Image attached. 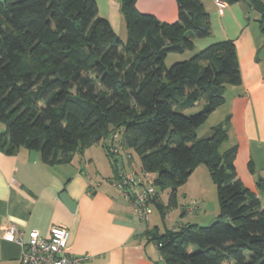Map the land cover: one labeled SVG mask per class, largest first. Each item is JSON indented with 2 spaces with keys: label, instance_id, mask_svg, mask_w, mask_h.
I'll list each match as a JSON object with an SVG mask.
<instances>
[{
  "label": "trees",
  "instance_id": "16d2710c",
  "mask_svg": "<svg viewBox=\"0 0 264 264\" xmlns=\"http://www.w3.org/2000/svg\"><path fill=\"white\" fill-rule=\"evenodd\" d=\"M248 1L264 31V4ZM176 3L177 19L164 21L120 0L122 40L96 0H0V149H37L55 164L99 141L111 157L110 142L122 141L139 168L155 173L156 198L168 190L166 204L153 202L162 216L204 164L216 186L215 218L148 230L151 240L168 264H264V201L237 176L236 145L219 151L227 127L195 131L224 101L225 87L241 81L236 46L217 40L166 66L169 52L193 50L194 37L211 33L201 0ZM257 186L264 190L262 177Z\"/></svg>",
  "mask_w": 264,
  "mask_h": 264
},
{
  "label": "crops",
  "instance_id": "0c3cea01",
  "mask_svg": "<svg viewBox=\"0 0 264 264\" xmlns=\"http://www.w3.org/2000/svg\"><path fill=\"white\" fill-rule=\"evenodd\" d=\"M201 1L209 13L211 33L193 38L194 49L221 39L232 40L241 75L240 83L225 87L224 101L209 115L219 111L229 117L228 141L229 146L237 147L234 159L237 176L264 201V190L257 186V178L264 179V31L259 21L261 14L248 0H233L223 7H218L214 0ZM260 1L264 4V0ZM96 2L98 13L106 17L116 34L125 40L127 30L120 0ZM136 7L164 21H173L178 16L176 0H136ZM3 128L0 123V135ZM95 144L100 145L108 161L102 175L90 166L94 157L84 153ZM90 146L75 153L70 162L55 164L42 162L37 149L20 147L15 153L0 149V264H22L20 243L2 235L3 226L9 222L24 231V240L31 229L47 236L53 224L67 226L66 251L90 255L89 259L77 264H158L163 258L148 230L163 232L182 224H202L204 218L212 220L217 215L218 206L213 210L207 208L204 192H193L185 184L191 172L181 184L189 195L182 191L185 200L181 202L179 218L169 209L162 216L156 206L147 220L140 218L109 181L115 168L110 158L117 160L120 166H132L127 163L125 150L110 157L100 141ZM61 191H66L75 200L74 210L60 199ZM168 196L166 189L160 191L156 199L166 204ZM189 200L198 201L197 210L190 219L186 217L184 207ZM176 203H179L177 190Z\"/></svg>",
  "mask_w": 264,
  "mask_h": 264
},
{
  "label": "built area",
  "instance_id": "2783aa9c",
  "mask_svg": "<svg viewBox=\"0 0 264 264\" xmlns=\"http://www.w3.org/2000/svg\"><path fill=\"white\" fill-rule=\"evenodd\" d=\"M218 7H223L229 0H214ZM118 134L113 133V137ZM110 142L108 150L113 154L120 153L121 145ZM126 158H131L130 152ZM130 164V163H129ZM109 181L118 190L121 196L132 206L133 211L142 219L147 220L153 209V202L156 200L155 176L141 168L135 169L132 166H120L117 164L116 171L109 177ZM196 202L193 200L187 207V211H193ZM68 227L62 224H53L50 227L49 235L40 234L39 230L31 229L27 232L24 240V231L14 222L3 226V237L14 240L21 245L22 264H77L89 259L88 253L70 254L66 251L68 238Z\"/></svg>",
  "mask_w": 264,
  "mask_h": 264
},
{
  "label": "rangeland",
  "instance_id": "374dc122",
  "mask_svg": "<svg viewBox=\"0 0 264 264\" xmlns=\"http://www.w3.org/2000/svg\"><path fill=\"white\" fill-rule=\"evenodd\" d=\"M125 39V38H124ZM195 39V37H194ZM195 51H197V49L194 50H186L183 53H178V52H169L164 60L165 65L169 66L171 63H173L174 61L177 60H181V59H185L187 57H189L192 53H194ZM220 104H218L217 106H219ZM216 106V107H217ZM215 107V108H216ZM200 108L199 105L186 110L187 113H191V112H195ZM214 108V109H215ZM219 111H216L215 113H213L214 115H209L204 122L200 123L199 125H197L195 127V131L198 132L200 135H204V133L206 135L210 134L212 131V127L217 125L220 122H223L224 125L227 127L228 130V125H229V121L226 122L224 121V119L226 118L225 115H222ZM207 131V132H206ZM113 134V133H112ZM117 134V133H116ZM112 135L110 134L108 137L110 139ZM118 137V135H117ZM122 142H120V145ZM230 141H228V136L226 137V139L220 144L219 146V151H224L226 148L230 147L229 144ZM102 144V143H101ZM234 145V144H233ZM232 146V144H231ZM104 147V146H103ZM127 149L124 146L121 147V151L124 152V150ZM128 152H130V150L128 149ZM85 154H89L92 155L94 157V162L90 165L94 170L97 168L99 170L98 174L102 175L105 173V170H107V165H108V161L107 158L104 155V152L102 150V148L100 147V145H93L90 146L89 148L84 150ZM125 158H126V153H124ZM132 157L127 159V163L129 164H135V168H138L140 166V161H139V157L135 152H131ZM150 172V171H148ZM115 173V172H114ZM152 175L155 176L154 172H150ZM183 184V183H182ZM187 186L189 185L191 187V191L193 192H199L202 191L204 192L205 195V200H206V206L207 208H209L210 210H213L214 208H217L218 206V202H217V193H216V186L215 183L212 181V179L210 178L209 172L207 167L204 164H201L199 166H197V168H194V171H192L191 176L188 179V182L185 183ZM182 191H186V189H184L183 185H179L178 189H177V193H178V200L179 203L177 206H171L169 208V210L173 211L174 214H176L177 218H179V216L181 215L179 213V210L181 208V202L184 201L185 199L183 198V195H185ZM186 193L189 195V193L186 191ZM166 197V193L163 194V198ZM196 202V207L198 206V201L195 200ZM191 203V200H189L188 202H186V204H184L185 208ZM203 206V204H202ZM195 210H197L196 208L193 210L195 212ZM193 211H186V217L188 219H190V217H192L194 215ZM205 220H203L204 222H202V224L206 225L207 223H209L212 220H207L208 218H204ZM162 227V226H161Z\"/></svg>",
  "mask_w": 264,
  "mask_h": 264
},
{
  "label": "water",
  "instance_id": "95a60500",
  "mask_svg": "<svg viewBox=\"0 0 264 264\" xmlns=\"http://www.w3.org/2000/svg\"><path fill=\"white\" fill-rule=\"evenodd\" d=\"M60 199L69 207L70 210H74L76 202L73 200L66 191L59 193ZM158 264H168L164 259H159Z\"/></svg>",
  "mask_w": 264,
  "mask_h": 264
}]
</instances>
